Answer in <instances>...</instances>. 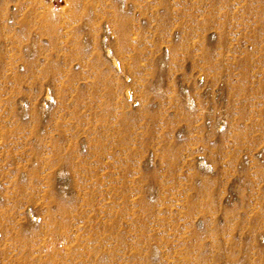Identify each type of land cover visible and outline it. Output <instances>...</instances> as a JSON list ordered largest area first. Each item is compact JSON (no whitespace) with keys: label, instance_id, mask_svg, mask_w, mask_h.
<instances>
[{"label":"rangeland","instance_id":"rangeland-1","mask_svg":"<svg viewBox=\"0 0 264 264\" xmlns=\"http://www.w3.org/2000/svg\"><path fill=\"white\" fill-rule=\"evenodd\" d=\"M0 264H264V0H0Z\"/></svg>","mask_w":264,"mask_h":264},{"label":"bare ground","instance_id":"bare-ground-1","mask_svg":"<svg viewBox=\"0 0 264 264\" xmlns=\"http://www.w3.org/2000/svg\"><path fill=\"white\" fill-rule=\"evenodd\" d=\"M20 9L18 11H21ZM63 9H64V6H63ZM51 10H52L51 7H48L46 9H40V8L37 7V4H35V5L33 4V5L30 6V9L26 13V16L24 18L22 17L19 20V23H21L24 26L26 32H28V34H27V36H28L27 43L30 44L31 46L36 47L39 50L40 53L42 52L43 55H45L44 54L45 53V48L40 43V39L39 38L35 39L34 37H32L33 33L37 34L39 37L46 36L47 32H49V31L55 33V38L48 43L49 44L48 46L54 52H58L59 51L58 46L60 44H62V43L63 44H67V42H68V38L64 37L63 34H61V33H63V31L59 30V28L57 26V22L54 20V18H51V17H53V13H51L52 12ZM15 12L16 11H14V14L10 13L8 15L14 21L16 20V13ZM29 19H31V21H29ZM14 21L12 23H14ZM46 59H47V57H46ZM44 67H45L44 64H41V65L38 64L35 67H34V65L29 64L28 66H26V70H27V72H33V71H38L39 70L40 74L42 75V78H44L43 80L47 81V80H49V78H51V76L49 77L47 75L48 72L46 73V70H45ZM56 242H57L56 239L55 240L53 239L52 243L56 244ZM68 247H69V245H68Z\"/></svg>","mask_w":264,"mask_h":264}]
</instances>
